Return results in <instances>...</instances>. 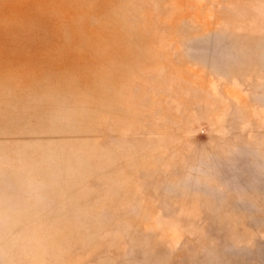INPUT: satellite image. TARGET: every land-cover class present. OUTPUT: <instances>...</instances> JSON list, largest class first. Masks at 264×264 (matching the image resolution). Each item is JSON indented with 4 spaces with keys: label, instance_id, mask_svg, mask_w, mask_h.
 Instances as JSON below:
<instances>
[{
    "label": "rangeland",
    "instance_id": "rangeland-1",
    "mask_svg": "<svg viewBox=\"0 0 264 264\" xmlns=\"http://www.w3.org/2000/svg\"><path fill=\"white\" fill-rule=\"evenodd\" d=\"M0 264H264V0H0Z\"/></svg>",
    "mask_w": 264,
    "mask_h": 264
}]
</instances>
